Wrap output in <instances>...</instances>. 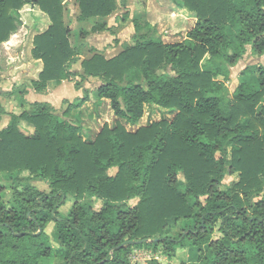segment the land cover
<instances>
[{"label": "trees", "instance_id": "1", "mask_svg": "<svg viewBox=\"0 0 264 264\" xmlns=\"http://www.w3.org/2000/svg\"><path fill=\"white\" fill-rule=\"evenodd\" d=\"M64 1L0 0V45L22 25L25 5L38 8L49 25L32 42V58L41 63L33 90L95 79V95L109 102L115 120L93 139L82 138L81 127L63 117L83 106L86 90L63 117L46 102L11 115L0 130V177L12 191L5 204L0 184V264H139L135 250L159 246L180 264H264V65L243 69L231 98L217 79H228L248 48L264 56V0H180L195 16L182 42L147 38L141 31L150 26L133 20V44L110 59L95 52L83 60L82 46L70 42ZM73 1L78 22H91L92 33L114 34L105 20L120 8L118 0ZM87 34L79 29L80 37ZM79 61L82 75L73 68ZM145 104L176 114L129 132L125 127L141 120ZM20 122L33 128L32 136L19 130ZM222 171L237 177L225 189ZM29 179L47 182L49 193ZM87 197L99 210L83 203ZM68 198L74 203L63 216ZM178 219L183 232L166 237ZM51 223L56 249L46 232Z\"/></svg>", "mask_w": 264, "mask_h": 264}, {"label": "rangeland", "instance_id": "2", "mask_svg": "<svg viewBox=\"0 0 264 264\" xmlns=\"http://www.w3.org/2000/svg\"><path fill=\"white\" fill-rule=\"evenodd\" d=\"M118 1L120 2V8L106 20L108 26L113 27L114 34L112 36L106 32L92 33L91 28L93 24L91 22L80 23L77 21L78 9L76 3L73 0H65L63 2L64 21L71 29L70 42L74 46H82L80 60L90 58L95 52L104 55L106 58H112L121 52L125 46L133 44V36L135 35V22L133 20H136V22L142 26L144 23L150 26L144 27L141 31L146 34L147 38L159 39L167 44L182 42L195 23L194 14L185 10L180 0ZM126 11L128 12L127 19L122 21V15L125 14ZM20 19L22 25H18L16 32L10 35L8 41L4 44L5 47H0L3 56H5L2 65L4 74H0V77L4 84L8 83V85L4 86V88H6L5 90L8 89V91L4 92H9L10 90L14 91L10 96L0 95V104L4 109V113L0 115V130L8 126L11 115L19 117L23 112H31L30 103L25 102L24 97H26V89L32 88L31 83L38 78L39 71L41 70V68L38 69L39 66L41 67V64H38L39 61L34 60L31 55V50L33 48L32 42L35 35L44 32L48 28V18L41 13L38 8L28 4L20 11ZM79 29H85L88 34L85 37H80L78 35ZM96 38L99 41L96 40ZM214 65L222 66V63L215 62ZM258 65H264V56L257 57L252 54L248 48L243 59L237 65L230 68L228 79L223 76L217 78L224 83L227 98H231L232 92L240 83V72L246 67H252L256 70ZM73 68L80 75L83 74L80 68V61L77 62ZM208 69L211 70L212 67H208ZM28 71H31V73ZM34 71L35 73H33ZM75 81L79 83L77 87H74L73 82L66 83L68 84L67 87L61 92H58L63 96L60 94L59 96L55 95L56 99L51 100L49 104L54 108V114L56 116L63 117L68 104H75L76 99L83 96V90H86L88 92V100L80 109L71 110L68 115H66L67 118H63L71 120L81 127L80 134L83 139H87V137L93 139L100 131L101 127L104 126V124L111 125L115 117L111 111L109 102L107 100L99 101L95 95L96 87L99 83L97 80L89 79L82 81L81 78H76ZM255 85H257L256 81ZM48 92H50L49 88ZM43 93H46V91ZM28 100L44 101L45 98H33L29 96ZM175 114V111L170 112L152 104H145L141 120H139L136 125H127L125 128L129 132H135L140 127L149 126L153 122L164 119L171 121ZM18 127L24 135H33V128L27 126L25 123L20 122ZM222 173L224 174L222 189H225L232 182L237 181L236 176L230 177L227 175L226 171H222ZM109 174L114 175L115 169L109 170ZM23 176L27 177L28 175L24 173ZM177 177L180 185L185 184V180L181 173L177 174ZM27 183L44 194L50 191L49 184L45 181L29 179ZM0 184L4 188L1 198L3 202L7 204L12 199L11 182L6 180L5 177H0ZM22 186L23 185H19V188ZM136 202L137 200H132L130 204L134 205ZM73 203L74 200L72 198L66 200L65 205L60 208V212L63 216L68 214ZM83 203L86 205H93L96 210L100 208V203L93 198L90 199L87 197L84 199ZM184 227L185 223L183 219H178L176 221L172 220L165 232V236L176 239L183 232ZM46 232L51 236V246L56 249L58 243L53 235L54 226L52 223L47 226ZM151 250L153 249L150 248L147 250L145 248L143 250H135L132 254L133 262L147 264V261L153 259L162 264H180L176 259L169 261L162 256L160 246L156 251L153 250L154 252L152 254L149 253ZM54 262H58V260L54 259Z\"/></svg>", "mask_w": 264, "mask_h": 264}, {"label": "crops", "instance_id": "3", "mask_svg": "<svg viewBox=\"0 0 264 264\" xmlns=\"http://www.w3.org/2000/svg\"><path fill=\"white\" fill-rule=\"evenodd\" d=\"M107 19H109V18H107ZM106 19V20H107ZM105 20V21H106ZM114 31V30H113ZM103 35V34H102ZM103 37H105V36H103ZM96 40H98L97 38H96ZM99 41V40H98ZM97 43V42H96ZM4 44L5 43H3V44H1L0 45V47H2V46H4ZM5 47V46H4ZM126 47V46H125ZM125 47L123 48V49H125ZM1 50L2 49H0V74H4L3 73V69H2V65H3V63H4V57L5 56H3V54H2V52H1ZM121 51H123V50H121ZM120 53V52H119ZM8 54V53H7ZM109 54V53H108ZM10 55V54H9ZM110 55V54H109ZM108 55V56H109ZM114 57V56H113ZM80 58H81V56H80ZM83 59V58H82ZM107 59H110V58H107ZM38 64H41L40 62H38ZM41 67L39 66L38 67V69H40ZM34 70V69H33ZM32 70V71H33ZM29 73H31V71H28ZM40 72V71H39ZM33 73H35V71L33 72ZM0 92H4V91H8V89L7 90H5L6 88H4V86H6V85H8V83H3L2 82V79H1V77H0ZM2 82V83H1ZM67 85L68 84H64V83H62L61 85H57V84H55V83H50L49 85H48V88H49V90H50V92H48V88L46 89V93H36L34 90H33V88H28V89H26V91H27V93L25 94V96L26 97H24V101L25 102H29L30 103V105L32 104V103H35V102H46V103H51L50 101L51 100H53V99H56V97H55V95H58L59 96V94L60 93H58V92H61L63 89H65L66 87H67ZM12 88V87H11ZM48 92V93H47ZM32 93H35V94H32ZM61 96H63L62 94H60ZM33 97V98H38V97H43V98H45V100L44 101H36V100H28V97ZM58 96H57V98H58ZM29 105V106H30ZM3 107V106H2Z\"/></svg>", "mask_w": 264, "mask_h": 264}, {"label": "built area", "instance_id": "4", "mask_svg": "<svg viewBox=\"0 0 264 264\" xmlns=\"http://www.w3.org/2000/svg\"><path fill=\"white\" fill-rule=\"evenodd\" d=\"M148 258H150V257H148Z\"/></svg>", "mask_w": 264, "mask_h": 264}]
</instances>
